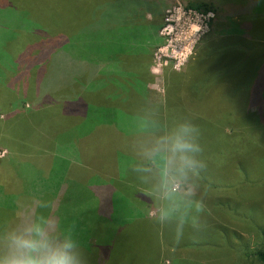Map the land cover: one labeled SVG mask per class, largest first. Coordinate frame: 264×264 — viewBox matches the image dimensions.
Listing matches in <instances>:
<instances>
[{
  "label": "rangeland",
  "instance_id": "1",
  "mask_svg": "<svg viewBox=\"0 0 264 264\" xmlns=\"http://www.w3.org/2000/svg\"><path fill=\"white\" fill-rule=\"evenodd\" d=\"M55 1L58 5L53 12L52 0L40 3V8L35 7L32 0H0L1 90L6 89L2 81H9V75L25 77L27 63L36 61L40 39L37 32L44 23L67 28V17L72 12H68L69 3L76 13L80 5L86 6L84 0L82 3L80 0ZM138 1L126 2L131 12H137L132 9L140 7ZM104 4L103 18L94 16L98 18L97 25L101 20L105 22L106 15L115 7L109 5L104 10ZM89 6L92 11L95 9L91 1ZM63 8L65 12L61 15ZM147 18L152 19L149 14ZM161 21L158 43L152 40L149 48L137 43L133 49L132 45L131 55L134 56L130 58L119 54L120 45L105 47L104 44L113 40L112 32L107 28L88 27L89 41L83 47V52L90 56L88 63H105L106 73L112 74L108 77L111 87L104 88L103 95L89 92L96 83L78 82L74 69L71 72V66H68L82 62L74 55L64 62L66 66L57 67L55 73L51 69L49 74L45 69L43 74L30 75L28 88L22 89L32 95L40 92L39 96L43 97L52 93L55 85L72 81V103L80 99L81 93L88 102L97 104L96 107L92 105L93 108L82 101L72 104V109L100 115L73 117L72 127L58 128L54 119L49 118H42L43 126L38 125L39 129L44 127L49 132L55 130L53 135L59 137L58 141L68 139L75 147H80L79 151H74L72 146L67 147L68 142H63L65 147H60V142L55 143L53 151L58 155L55 165L56 171L61 173L63 165H69L67 157L70 154L78 156L77 160L90 168L84 172L85 180L91 172L108 171L116 172L114 180L140 185L142 174L134 168L140 162L138 143L145 135L146 126L155 122L166 128L177 122H190L199 127V142L203 147L199 156L205 164L201 169L204 181H194L197 182L196 194L192 199L203 200L207 212L197 214L193 207L178 238L179 220H159L157 201L149 183L136 190L142 202L139 203L140 210L134 211L131 205L125 207L119 211L121 220L116 208L135 197L133 187L123 188L129 195L125 200L119 189L110 196L112 203L105 204L104 210L99 212L94 207L90 223L94 227L100 224L101 230L91 240H109L116 230L127 235L129 224H135L136 230L144 232L140 233L144 238L155 228L158 230L164 245L160 253L163 264H261L254 253L264 250V0H166ZM99 39L102 45H99ZM142 48L146 49L143 54L147 59L138 57ZM117 82H120L121 90L113 86ZM122 85L126 87L123 91ZM42 86L50 87V90ZM70 99L65 94L59 97V103L70 102ZM59 103L52 107L58 118L65 111ZM102 111L104 115H101ZM109 115L114 118L110 117L109 122L115 125L107 121ZM101 121L104 126L100 127ZM44 162L48 168L50 162L46 159ZM19 163L23 170L33 169V161L29 159ZM73 163L76 160L70 165ZM16 167L19 168L17 164ZM45 172L49 174L48 170ZM69 173L72 175L73 171L69 169ZM98 176L92 177L90 182L99 183ZM45 182L48 183L47 179ZM52 202L55 201L37 202V213L51 212ZM79 203L77 200L75 205L79 206ZM10 213L6 206L4 208L0 195V230L6 228ZM110 218L120 224L112 225ZM194 223L197 228L193 227ZM59 231L64 233L63 228ZM138 246L142 248L144 244ZM139 252L149 256L144 249ZM141 257L145 258V255ZM88 260L90 264H97L93 257Z\"/></svg>",
  "mask_w": 264,
  "mask_h": 264
},
{
  "label": "crops",
  "instance_id": "2",
  "mask_svg": "<svg viewBox=\"0 0 264 264\" xmlns=\"http://www.w3.org/2000/svg\"><path fill=\"white\" fill-rule=\"evenodd\" d=\"M11 81H13L14 84H11ZM2 82L6 84L5 86L3 85L6 89L1 90L0 88V139L2 140L0 144L4 142V145H0V151L5 150V153L0 157V195H2L4 208L6 206L8 211H11V216L7 218V221L9 220V225L11 223L10 221L20 222L21 216L25 211L33 215L38 214V216L45 213V216L56 219L58 226L59 224H63L70 228L71 234L78 235V228L92 226L90 223V214L94 211V207H96L95 209L99 212L104 210L105 204L112 203V198H110V196L113 195V193H117L119 189L122 191L125 200V197L129 195L124 192V189L130 187L134 188L135 197H130L132 201L128 200L125 205H123L125 201L122 202L119 207L116 208L118 209V214L122 220V215L119 211H122L125 207H129L130 205L134 211L140 210L139 203L141 201L136 193L139 190L138 188L141 189V185L147 186V183L141 177H139L142 179L140 185L136 182L134 184H126L119 179L114 180V177L117 176L116 172L101 171V174L96 172L99 176L91 172L90 177L88 176L87 180H85L84 172L85 170L89 171L90 168L85 163L79 162L77 160L78 156L71 154L67 157L69 163L68 167L67 164H64L63 169L60 170L61 173L56 171L55 161L58 155L57 152L53 151L55 143L60 142L59 146L65 147L66 144L64 143L68 142L67 147L72 146L74 151H79L80 147H75L68 139L58 141L57 139L59 137H54L53 135L55 130L51 129L49 132L44 127L39 129L38 125L42 124V118L45 120L49 118V120L54 119V124H57L58 128L59 126L67 128L73 126L71 124L73 117H84L85 114L100 116L98 112L91 113L70 108L72 104L78 101L85 102L87 106L89 105L90 108H93L91 105L92 103L83 98V94L80 93V99H75L74 103H72L71 100L74 97L73 89L70 87H62L63 85L56 88V85L52 92L56 95H53L49 99V105L43 106L45 103H41L42 96L38 97L35 93L32 95L22 89V87L27 88L25 86L26 84H20L27 82L26 77H23V75H9V81ZM69 82L71 83L72 81ZM16 83L18 85H16ZM65 94L69 99L71 98L69 100L70 102L59 103V97H64ZM57 103L65 108V111L61 112L60 118L56 116L54 111V106H56ZM104 114L105 112L102 111L101 115ZM109 120L110 119L107 121L109 122ZM98 121L99 120H97V122ZM101 123L100 127L101 125L104 126L102 121ZM109 123L115 125L114 123ZM98 126L99 124L97 127ZM82 139H79V141ZM48 142L49 145L47 144ZM28 159L33 161V169L28 171L23 170L19 162L23 163ZM44 159L50 162L48 168H45ZM67 159L65 158V160ZM75 160L76 163L70 165V163ZM3 161L4 164L1 163ZM16 164L19 168L16 167ZM69 169L73 171L72 175H70ZM45 170H48V175H46ZM8 171L12 173H8ZM128 175L127 173V176ZM94 176H98L99 183L94 184L90 182L91 178ZM45 179H47L48 183L45 182ZM131 181L133 180L131 179ZM118 182L120 186L117 185ZM46 199L55 201L52 202L54 205L52 211L43 210L37 213L38 209L36 208V203ZM77 200L81 202L79 206L75 205ZM47 206L50 207L51 204L47 203ZM97 217L98 215L96 214L95 218ZM110 219L112 225L120 224L119 222H114L118 221L113 220L115 218Z\"/></svg>",
  "mask_w": 264,
  "mask_h": 264
},
{
  "label": "trees",
  "instance_id": "3",
  "mask_svg": "<svg viewBox=\"0 0 264 264\" xmlns=\"http://www.w3.org/2000/svg\"><path fill=\"white\" fill-rule=\"evenodd\" d=\"M52 1V9L54 12V9L55 7H57L58 2L55 0ZM84 1H86V6L80 5L78 13H76L75 7H72L69 3L68 12H72H70V16L67 17V28L62 27V25L59 26L51 23H44L40 27L39 31L37 32L38 36H40V39L37 41L39 49L36 53V61L34 63H27V65L25 66L27 88L30 75L36 76L40 73L43 74L45 69L49 74L51 72V69L52 73H55V69L57 67L65 65L64 62L72 59L71 57L73 55L80 58V61L82 62H80L78 65L68 66H71V72L72 68L74 69L73 71L78 77V82L87 84L91 81L96 83V85L91 87V90L89 91L93 93L92 95H95L96 93H98V95H103L102 92L104 91V88L108 89V87H111L108 77L112 74L106 73L107 71L104 68L105 63L101 64L100 61L99 63L96 61L88 63L87 59H90V56H88L87 53L83 52V47L89 41L87 39L88 35H86L88 33V27L97 25L99 21L97 20L98 18L95 17H100L101 19L103 18L101 13L103 11V4L106 0ZM90 1L95 6V9L93 11L91 10V6H89ZM127 1L130 0H107V3L105 2L104 4V10L108 8L109 5L115 6L118 9L112 7L110 13L106 15L105 22L101 20V23L97 26H103L107 28V31L112 32L111 38L113 40L110 41L109 44H104L107 45L105 47H108V45L111 44H113L114 46L120 45L121 50L119 51V54H122V56L127 55L130 58V56H134V54L131 55L133 53L132 45L133 49L134 45H136L137 43H141L149 48L152 40L158 43L160 39L158 29L162 25V13L164 12L166 0H153L151 2L150 0H145L146 2L144 0H140L138 1L140 7L132 9L137 12H131V10H129L131 8L127 6ZM32 2H34L33 5L35 7L38 6L37 8H40V3L42 4V2H44V4H46L49 3V0H32ZM80 2L82 3V0H80ZM61 3L62 2L59 3V8ZM61 11L63 13L60 14L64 15L65 8L61 9ZM89 14L92 16L89 17ZM148 14L152 17V19L147 18ZM156 18H158L159 22L156 21ZM150 33L153 35H149ZM98 43L99 45H102V40L99 39ZM74 45L81 48L70 47ZM142 49L143 50L139 49L138 57L147 59V56L144 55L145 53L143 52L146 49ZM102 50L99 54L102 53ZM61 55H63L62 58H60ZM98 58H101V56H99ZM73 84L74 82L70 83L66 81L64 83H61L60 85H57V87L55 85L54 88L61 87L62 85V87L65 88H72ZM113 86L116 87V89L119 88L121 90L120 82H117ZM122 86L123 91V89H126V87H124V85ZM43 89L50 90V87H43ZM39 93L37 94V96L41 97L39 96ZM53 95L56 94L48 93L41 98V103H45L43 106L50 104V102L48 101ZM90 98V100L92 101V96ZM91 105L95 106L97 104L92 103ZM110 117L113 118V116L109 115L108 118L111 119ZM199 155H201V153ZM198 159L202 161L200 156L198 157ZM201 175L202 171L199 170V174L195 176L193 180L200 181L201 183L202 181H204ZM204 176L207 179V175ZM194 183L197 184V182ZM10 222L11 223L9 225L8 220V222L5 223V226L8 227L19 223V221ZM129 225V233L127 235L123 234V231L121 230H116L113 231V237L106 241L90 239L92 236H97L98 233H100V224H96V227L90 226L85 228H78V235L71 234L69 230L70 228L64 226L63 224H59L58 228H63L64 232L70 233L73 239L78 242L80 251L84 257L85 264H90L88 258L91 257L94 258L97 264H163L160 259V253L162 252V247L164 245L159 239L160 236L158 230L155 228L153 233L149 237L144 238L140 234L143 231L136 230L135 224ZM139 243H143L144 246L142 248L139 247ZM140 249L148 251L149 256L146 253H140ZM141 255H145V258L141 257ZM254 256L259 263L264 264V250H257L254 253ZM171 264H175V262H172Z\"/></svg>",
  "mask_w": 264,
  "mask_h": 264
},
{
  "label": "clouds",
  "instance_id": "4",
  "mask_svg": "<svg viewBox=\"0 0 264 264\" xmlns=\"http://www.w3.org/2000/svg\"><path fill=\"white\" fill-rule=\"evenodd\" d=\"M179 70V68L177 69ZM138 143L140 162L134 170L151 185L161 222L177 218L179 235L188 212L206 213L203 200H193V177L205 164L198 159L203 152L199 127L177 122L161 128L153 122L146 126ZM194 228L198 226L194 223ZM0 264H85L78 242L70 233H61L57 222L44 215L25 211L20 222L0 230Z\"/></svg>",
  "mask_w": 264,
  "mask_h": 264
},
{
  "label": "built area",
  "instance_id": "5",
  "mask_svg": "<svg viewBox=\"0 0 264 264\" xmlns=\"http://www.w3.org/2000/svg\"><path fill=\"white\" fill-rule=\"evenodd\" d=\"M4 153H5V150H1V151H0V157L3 156Z\"/></svg>",
  "mask_w": 264,
  "mask_h": 264
}]
</instances>
